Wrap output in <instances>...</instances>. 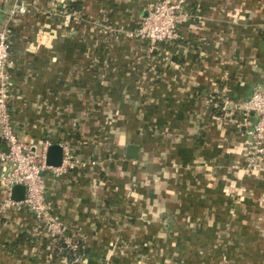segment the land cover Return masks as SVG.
Masks as SVG:
<instances>
[{"label":"crops","instance_id":"1","mask_svg":"<svg viewBox=\"0 0 264 264\" xmlns=\"http://www.w3.org/2000/svg\"><path fill=\"white\" fill-rule=\"evenodd\" d=\"M159 1L0 0L14 129L70 144L45 202L83 252L0 188V264H264V156L224 109L264 88V0H191L176 43L150 49L130 33Z\"/></svg>","mask_w":264,"mask_h":264},{"label":"built area","instance_id":"2","mask_svg":"<svg viewBox=\"0 0 264 264\" xmlns=\"http://www.w3.org/2000/svg\"><path fill=\"white\" fill-rule=\"evenodd\" d=\"M191 0H160L150 7L147 15L141 20L138 28L130 36L146 41L150 49L169 45L180 37L181 25L193 15L187 11ZM27 12V4L21 3L10 14L13 18ZM68 18V17H67ZM10 32L6 25L0 28V141L5 145L0 149V188L6 194L2 206L29 208L45 228L47 236L54 242L62 241L66 249L76 248L72 237L67 236L61 221L54 218L45 202L46 183L44 174L48 171L63 173L74 168L78 161L71 153L68 142L62 143L63 160L60 167L47 164V150L53 144L45 140L39 151L32 152L33 146L21 140L14 129L10 111L12 98V81L9 73L12 64L10 57ZM165 51V55H167ZM224 109L240 113L245 127H249L252 137V161L255 157L264 156V88L258 87L245 102H224ZM251 115L256 117L252 122ZM15 185L25 187V198L22 201L12 199V188Z\"/></svg>","mask_w":264,"mask_h":264},{"label":"water","instance_id":"3","mask_svg":"<svg viewBox=\"0 0 264 264\" xmlns=\"http://www.w3.org/2000/svg\"><path fill=\"white\" fill-rule=\"evenodd\" d=\"M33 148L32 152L35 153ZM127 157L130 159L138 158V148L135 145L127 147ZM63 160V149L59 144H52L47 150V164L51 167H60ZM25 198V187L22 185H15L12 188V199L14 201H22Z\"/></svg>","mask_w":264,"mask_h":264},{"label":"trees","instance_id":"4","mask_svg":"<svg viewBox=\"0 0 264 264\" xmlns=\"http://www.w3.org/2000/svg\"><path fill=\"white\" fill-rule=\"evenodd\" d=\"M80 8H81V6L78 5L75 2H68L66 5L64 4V10L66 12L68 11L69 13H72V12H75V11H79ZM174 43H176V41L170 43L169 45L171 46ZM61 243L62 242H60L58 245H61L62 246ZM75 246H76V248L74 250L66 249L65 248V245L62 246L63 249H64V251H65L64 252V255H66L67 257H69L72 261H74L76 258H78V256L83 255V252H82V248H81L80 243L79 242L77 243L75 241ZM49 256H51V255L49 254ZM33 264H35V262ZM39 264H41V263L39 262Z\"/></svg>","mask_w":264,"mask_h":264}]
</instances>
